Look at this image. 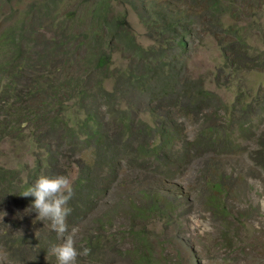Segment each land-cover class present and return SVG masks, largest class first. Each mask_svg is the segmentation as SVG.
<instances>
[{
  "label": "trees",
  "instance_id": "16d2710c",
  "mask_svg": "<svg viewBox=\"0 0 264 264\" xmlns=\"http://www.w3.org/2000/svg\"><path fill=\"white\" fill-rule=\"evenodd\" d=\"M246 1L252 12L244 16ZM86 2L90 21L79 32L67 24L68 13L59 17L43 1L35 11L46 18V30L26 23L29 10L0 28V145L8 150L0 160V201L32 203L34 197L20 194L36 179L67 175L74 190L69 217L76 220L100 191L96 169L103 165L114 176L120 151L128 161L169 163L166 152L177 132L164 106L197 121L188 141L193 148L236 146L233 129L243 137L251 120L264 113V0H165L158 6L149 0L145 8L142 0H127L144 24L156 25L145 46L136 42L122 12L108 14L109 0ZM186 22H198L215 42L216 61L200 73L188 64L192 38ZM34 31L37 45L27 41ZM251 71L262 75L253 79ZM220 87L230 92L229 100L221 99ZM253 135L249 159L264 169V129ZM66 150L77 155V163L64 160ZM207 188L204 202L227 226L219 181ZM146 197L131 202L132 214H163L157 197ZM24 242L18 232L11 239V245Z\"/></svg>",
  "mask_w": 264,
  "mask_h": 264
},
{
  "label": "rangeland",
  "instance_id": "374dc122",
  "mask_svg": "<svg viewBox=\"0 0 264 264\" xmlns=\"http://www.w3.org/2000/svg\"><path fill=\"white\" fill-rule=\"evenodd\" d=\"M39 1L59 17L68 13L67 24L75 32L83 30L90 21L86 0H0V28L29 10L26 23L33 28L40 23V29L46 30V18L39 19L35 11ZM109 1L108 14L122 12L136 42L149 44L148 31H154L156 25L144 24L127 0ZM142 1L145 8L149 0ZM249 2L241 4L243 15L252 12ZM164 3L165 0H151L156 6ZM170 8L178 14L177 5ZM199 26L198 22L185 23L192 38L188 64L200 73L216 61V51L214 39L201 33ZM37 33L28 36L29 44L37 45ZM249 75L255 79L262 73L251 71ZM216 91L224 101L231 97L223 87ZM163 108L174 118L177 132L166 152L169 163L159 167L150 160L128 161L120 151L114 176L106 174L103 165L96 169L100 191H96L78 220L67 218L69 230L77 233V249L81 250V245L91 249L88 256L77 258V264H264V169L253 163L248 153L254 142L253 133L264 129V113L251 120L252 134L249 130L238 137L233 129L236 146L193 148L188 141L196 133L197 121L172 107ZM7 153L6 143L1 144V161L5 158L1 154ZM82 156L88 159V152ZM63 158L77 163V155L69 150ZM215 180L221 185L220 195L223 194L228 213L222 219L228 222L227 226L204 202L207 186ZM147 195L157 197L163 214L148 218L132 214L131 202L144 203ZM31 204L11 198L0 201V264H57L50 250L62 241L49 222L36 219ZM17 232L24 234L26 242L11 245ZM35 237L39 247L34 243ZM88 239L96 241L89 243Z\"/></svg>",
  "mask_w": 264,
  "mask_h": 264
},
{
  "label": "clouds",
  "instance_id": "9594fccd",
  "mask_svg": "<svg viewBox=\"0 0 264 264\" xmlns=\"http://www.w3.org/2000/svg\"><path fill=\"white\" fill-rule=\"evenodd\" d=\"M34 197L31 209L37 213V220L47 221L52 231L62 242L51 248L57 264H77L79 256H88L91 249L80 246L77 249L75 229L69 230L67 218L72 213L69 201L74 195L73 182L67 175H41L22 194Z\"/></svg>",
  "mask_w": 264,
  "mask_h": 264
}]
</instances>
